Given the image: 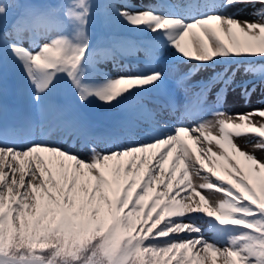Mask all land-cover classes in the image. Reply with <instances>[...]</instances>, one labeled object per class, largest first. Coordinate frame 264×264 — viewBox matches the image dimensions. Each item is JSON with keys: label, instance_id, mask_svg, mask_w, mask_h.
I'll use <instances>...</instances> for the list:
<instances>
[{"label": "snow or ice", "instance_id": "obj_1", "mask_svg": "<svg viewBox=\"0 0 264 264\" xmlns=\"http://www.w3.org/2000/svg\"><path fill=\"white\" fill-rule=\"evenodd\" d=\"M226 3L255 5L264 4V0ZM8 7L0 4V21L6 27ZM90 8L88 0H70L64 14L74 24L73 31L62 32L35 52L20 46L21 27L29 26L28 22L20 18L12 23L15 35L9 46L24 61L25 71L36 83L37 101L57 72H66L79 85L80 64L88 47L85 25ZM257 14L261 18L256 22L208 14L185 23L150 10L134 12L131 5L121 10V15L134 26L163 31L180 54L200 62L217 56H264V8ZM33 15L32 24L37 26L41 18ZM189 36L191 45L186 43ZM8 38L5 32L3 39ZM187 76L188 73L181 79ZM162 78L160 71L122 76L88 94L111 103L134 87L154 84ZM217 79L223 77L218 74L209 86ZM230 82L231 77L224 80L225 87ZM243 87L245 95H249L247 86ZM81 99H86L84 92ZM256 115L264 121V108L247 114L220 113L215 121L195 129L177 127L174 134L154 142L107 153L93 150L88 160L44 143L23 149L0 146V264H168L172 256L163 262L160 259L167 254L175 255V264H214L209 259L210 251L217 253L223 264H264V122L258 126L255 121L244 123ZM188 131L195 132L190 137L193 143L202 145L195 150L194 159L191 145L181 136ZM252 133L260 139L246 144L251 151L234 142L236 138L253 136ZM161 145L167 148L144 174L125 171L121 181L123 165H109V161L119 157L145 153ZM43 152L61 158L59 175L54 174L53 161L46 159ZM8 153L13 154L11 159L17 164L9 163L6 172ZM170 157L171 166L166 168ZM129 167L138 169L139 165L130 162ZM189 172L203 183L193 186ZM157 186H162L161 190L155 191ZM185 187L188 191H184ZM197 190H201L200 203L194 208L185 201H191ZM203 190H208L207 197ZM181 193L183 197L177 199ZM193 212L206 213L221 225L240 226L243 231L229 235L226 244L219 246L202 235H192L200 229L176 219ZM36 249L41 251L37 253ZM146 254L150 255L146 258Z\"/></svg>", "mask_w": 264, "mask_h": 264}, {"label": "rangeland", "instance_id": "obj_2", "mask_svg": "<svg viewBox=\"0 0 264 264\" xmlns=\"http://www.w3.org/2000/svg\"><path fill=\"white\" fill-rule=\"evenodd\" d=\"M189 1L88 0L91 5L85 25L88 47L80 64L79 85L74 83L66 72H57L48 88L39 93L40 99L37 101L36 83L27 77L29 75L24 71V61L9 46V42H14L12 38L15 35L11 25L20 18L27 21L29 26L26 28L29 33L25 35L24 31H20V46L31 52L38 51L41 45L62 32L67 34L73 31L74 24L64 14L65 6L70 0H1L0 4L10 7L7 27L0 21V146L23 149L36 143H44L45 146L60 147L88 160L93 150L107 153L140 146L174 134L177 127L195 129L202 123L215 121L220 113L247 114L254 109L264 108V56H217L207 62L188 59L172 46L163 31H151L146 25L134 26L121 15V10L131 5L134 12L150 10L160 16L179 18L185 23L208 14L232 17L241 22H256L261 18L257 14L258 11L264 8V4L259 3L253 5L227 4L226 0H194L192 3ZM33 14L48 21L52 20V25L60 30L50 35L42 34L37 26L32 24L35 19ZM95 29H105L112 34L96 35ZM5 32L9 36L7 40L3 39ZM186 43L191 45L190 36L186 37ZM97 47L103 49L99 50ZM153 71L163 73L161 81L134 87L111 103H105L95 94H88L99 90L111 79L145 75ZM187 73V78L182 80L181 77ZM218 74L223 79H217L209 86V82ZM229 77L231 82L225 87L224 80ZM245 85L249 89V95L244 93ZM82 92L86 94V99H81ZM109 109H112L114 117L119 116L116 114L118 111H123L130 114L132 119L124 116L118 117L116 121L109 119L112 117H106ZM185 116H188L190 122L184 121ZM253 121L257 126L264 122L256 115L244 123L251 124ZM135 122L142 123L143 126L138 128ZM105 126H109L108 129ZM216 132L218 129L214 130V134ZM193 135L194 131L181 133L191 145L190 153L194 159L195 150L202 145L199 142L193 143L190 139ZM252 135L236 138L234 142L241 149L251 151L246 144H255L260 139L255 137L257 133ZM231 136L235 137V133H231ZM212 143L215 144V141ZM166 148L167 145H161L159 149H150L145 153L122 156L109 161V165H123L120 171L122 181L125 171L129 174L133 171L144 174L145 169L153 167L159 154ZM41 154L46 159L51 158L53 172L59 175L61 158L51 152ZM12 155L6 154V172L9 163L17 164V161L11 159ZM200 155L203 156V152ZM130 162L139 165V168L129 167ZM170 166L171 157L166 168ZM10 175L9 173L5 177L6 182ZM16 175L18 177L19 172ZM177 176L179 177V172ZM189 179L193 186L197 182L203 183L197 181L191 172ZM161 188L162 186H157L155 191ZM184 191H188V188L185 187ZM197 193L193 194L191 201H185L191 202L194 208L200 203L201 190H197ZM202 194L207 197L208 190H203ZM182 197L183 193L177 199ZM176 219L191 223L200 229L199 233L192 235H202L204 239L219 246L226 244L229 235L243 231L240 226L221 225L214 217H209L203 212H193ZM36 251L39 253L41 249ZM192 251L195 252L196 249ZM147 255L150 254H146V258ZM208 255L214 264H223V259L214 251H210ZM168 256H172L168 264H175L176 257L173 254L161 255V261L166 260Z\"/></svg>", "mask_w": 264, "mask_h": 264}, {"label": "trees", "instance_id": "obj_3", "mask_svg": "<svg viewBox=\"0 0 264 264\" xmlns=\"http://www.w3.org/2000/svg\"><path fill=\"white\" fill-rule=\"evenodd\" d=\"M11 3L15 4V2H11ZM52 24H53L52 20L49 19V21H48L46 19L41 18V22L37 25V28L42 34L46 33L44 35H50V33L52 34V32L55 33V32H58L60 30V28L58 29V27H55ZM48 29H49V31H48ZM21 30L24 31L25 35H28L29 31L27 30L26 27L22 26ZM101 49H103V48L101 47Z\"/></svg>", "mask_w": 264, "mask_h": 264}, {"label": "bare ground", "instance_id": "obj_4", "mask_svg": "<svg viewBox=\"0 0 264 264\" xmlns=\"http://www.w3.org/2000/svg\"><path fill=\"white\" fill-rule=\"evenodd\" d=\"M97 31H99V30H97V29H95V32H97ZM100 32V31H99ZM100 35V34H99ZM24 69H25V67H24ZM25 71V70H24ZM27 77H29V76H27ZM113 109V108H112ZM112 109H109V110H107V115H106V117L107 116H111L112 115V117H110L109 119H114L115 121L118 119V117H120V116H124L125 118L126 117H130L131 119H132V117L131 116H129L130 114H127V113H124L123 111H118V113H116V114H118L119 116L118 117H114L113 116V114L111 113V111H112ZM101 114H106V113H104V112H100ZM94 117H96V116H94ZM184 121H186V122H190L189 121V118H188V116H185L184 117ZM134 124H136L137 126L139 125V123H137V122H135ZM106 127V129H108V127L109 126H105ZM190 127V126H189ZM189 129H191V128H189Z\"/></svg>", "mask_w": 264, "mask_h": 264}]
</instances>
